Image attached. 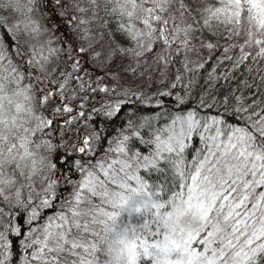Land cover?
Here are the masks:
<instances>
[{
  "label": "snow or ice",
  "instance_id": "6c2138e0",
  "mask_svg": "<svg viewBox=\"0 0 264 264\" xmlns=\"http://www.w3.org/2000/svg\"><path fill=\"white\" fill-rule=\"evenodd\" d=\"M0 264H264V0H0Z\"/></svg>",
  "mask_w": 264,
  "mask_h": 264
},
{
  "label": "trees",
  "instance_id": "16d2710c",
  "mask_svg": "<svg viewBox=\"0 0 264 264\" xmlns=\"http://www.w3.org/2000/svg\"><path fill=\"white\" fill-rule=\"evenodd\" d=\"M216 65L215 60H212L209 64L205 66V68L198 70L196 75V83L191 88V100L189 107H194L196 102L200 96V94L208 88V74L211 72L213 66ZM230 68V65H221L218 68L217 74H221L226 72ZM192 74H186V79L184 83H187V78H191ZM237 80L244 79L246 77V73H244L243 68L235 73ZM237 80L226 81L224 79H220L219 81L215 82V87L211 89L213 93L216 94H225L228 92L230 88H235L237 86ZM255 91V89H253ZM122 122V121H121Z\"/></svg>",
  "mask_w": 264,
  "mask_h": 264
},
{
  "label": "rangeland",
  "instance_id": "374dc122",
  "mask_svg": "<svg viewBox=\"0 0 264 264\" xmlns=\"http://www.w3.org/2000/svg\"><path fill=\"white\" fill-rule=\"evenodd\" d=\"M191 59L192 60H196L197 57L193 56ZM180 67H181V64L180 63H175L174 65L170 66V72H169L168 80L166 82H169L170 83L172 81V79L174 78V75L176 74V70L178 68H180ZM101 72H102V70H101ZM149 74L153 76V79L157 82V85H159L160 84V81H161V75H160V73L159 72H155V73H149ZM185 84H186V82H185ZM177 90H180V89H177Z\"/></svg>",
  "mask_w": 264,
  "mask_h": 264
}]
</instances>
